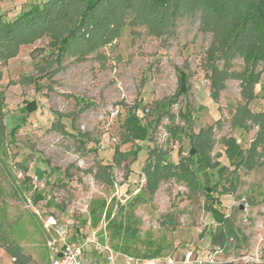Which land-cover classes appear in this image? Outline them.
Wrapping results in <instances>:
<instances>
[{
  "label": "rangeland",
  "instance_id": "obj_1",
  "mask_svg": "<svg viewBox=\"0 0 264 264\" xmlns=\"http://www.w3.org/2000/svg\"><path fill=\"white\" fill-rule=\"evenodd\" d=\"M39 1L0 0V13L12 19ZM120 33L87 56L73 49L56 60L50 38L44 34L22 44L6 61L0 59V91L6 96L4 122L10 128L20 125L18 144L6 138L0 149V235L4 234L0 236V264H49L44 224L51 215L60 223L74 220L79 238L92 237L96 231V239L117 252L114 264H132L119 249L124 241L113 239L106 226L107 210L117 214V219L127 213L139 217L137 245L144 247L146 239H155L164 247L163 259L171 256L176 264H200L213 252L218 264H264V166L240 169L236 193L222 197L224 212L244 237L241 242L232 238L226 246L214 241L219 223L203 208V193L189 192L183 182H163L152 198L144 194L137 199L146 183L142 167L148 149L154 145L167 148L177 161L180 144L188 147L187 139L178 141L169 135L171 115L175 123L187 126L182 113L186 108L196 113L203 105L191 127L197 131L219 120L215 153L224 152V135L246 140L247 146L256 134L257 127L247 133L231 124L233 110L243 101L238 79L227 80L219 101L211 96L206 55L212 32L200 29L199 15H190L178 20L172 34L161 37L143 24H127ZM243 66V60L236 58L234 69ZM179 68L190 76L191 91L156 125L152 109L156 101L177 92ZM35 77L40 80V91L31 79ZM255 88L259 96L252 107L264 110L260 84ZM32 98L38 101L36 110H21L25 100ZM136 102L143 121L155 128L152 138L139 142L142 150L134 163L128 159L115 167L116 183L107 186L88 169L99 162H112L121 139V118ZM58 120L69 133L55 128ZM131 148V143L121 145L122 150ZM220 161L230 164L224 155ZM67 168L72 176L66 175ZM36 192L44 196L38 202ZM102 202L109 204L105 213L91 219V208H100ZM9 245L13 248L8 249ZM189 251L193 256L187 260Z\"/></svg>",
  "mask_w": 264,
  "mask_h": 264
},
{
  "label": "trees",
  "instance_id": "obj_2",
  "mask_svg": "<svg viewBox=\"0 0 264 264\" xmlns=\"http://www.w3.org/2000/svg\"><path fill=\"white\" fill-rule=\"evenodd\" d=\"M190 15H199L200 29L213 34L206 55V75L210 79L212 98L219 101L227 80L238 79L243 101H239L233 110L231 124L247 133L257 127L256 134L247 146L246 140L224 135L221 138L224 152L215 153V128L219 120L197 131L191 127L196 115L204 110L203 105L198 106L196 113L189 108L182 113L187 126L175 123L171 115L169 135L178 141L187 139L188 147L180 144L177 161L173 160L171 150L167 148L154 145L148 149L142 167L146 183L137 193V199L144 194L152 198L163 182L173 179L183 182L189 192L203 193V208L219 223L218 231L213 235L214 241L226 246L230 239L241 242L244 237L224 212L222 197L236 193L241 179L240 169L253 170L264 166V110L252 107V102L259 96L255 88L257 84H260L264 97V0H41L30 4L12 19L0 13V59L6 61L17 53L22 44L34 42L44 34L50 38L49 45L56 60L73 49L87 56L117 39L127 24H143L150 33L161 37L172 34L178 20ZM127 17L131 20L127 21ZM236 58L244 62L239 70L234 69ZM221 61L222 66L219 65ZM178 77L177 92L156 101L152 109L156 125L181 96H187L191 91L190 76L183 68H179ZM31 79L36 90L40 91V80L36 77ZM5 105L6 96L4 91H0V149H3L6 138L12 144H18L20 127L17 124L10 128L5 124ZM37 106V99L32 98L25 100L21 110L35 111ZM138 109L136 102L121 118V139L115 146L112 162H99L95 168L88 169L97 181L107 186L116 183L115 167L128 159L134 163L142 150L139 142L152 138L150 134L155 128L143 121ZM54 124L55 128L69 133L60 120ZM128 143L132 148L122 150L121 145ZM223 155L230 164L221 163ZM45 172L51 173L47 168ZM66 175H71L69 168ZM128 175L129 171L126 177ZM43 198L40 192L34 194L37 202ZM108 205L106 202H102L100 208L94 205L90 210L91 219L101 217ZM105 219L112 238L124 241L119 247L124 255L138 258L162 255L164 247L155 239H146L144 247L137 245L141 233L139 217L127 213L117 219V214L107 210ZM12 248L8 246V249Z\"/></svg>",
  "mask_w": 264,
  "mask_h": 264
},
{
  "label": "built area",
  "instance_id": "obj_3",
  "mask_svg": "<svg viewBox=\"0 0 264 264\" xmlns=\"http://www.w3.org/2000/svg\"><path fill=\"white\" fill-rule=\"evenodd\" d=\"M246 205L248 203L246 202ZM75 221L69 218L61 222L51 215L44 224L46 228V243L50 251L49 264H114L117 252L109 243L103 244L96 239V231L92 237H78L74 228ZM132 264H176L173 257L163 259L162 256L134 257L125 254ZM193 252H187L190 260ZM106 259L103 261L102 258ZM216 252L210 253L200 264H218Z\"/></svg>",
  "mask_w": 264,
  "mask_h": 264
},
{
  "label": "water",
  "instance_id": "obj_4",
  "mask_svg": "<svg viewBox=\"0 0 264 264\" xmlns=\"http://www.w3.org/2000/svg\"><path fill=\"white\" fill-rule=\"evenodd\" d=\"M241 207L243 208L244 206H243V205H241Z\"/></svg>",
  "mask_w": 264,
  "mask_h": 264
}]
</instances>
